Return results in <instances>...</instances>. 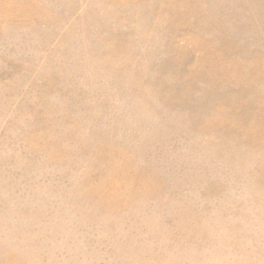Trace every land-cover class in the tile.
I'll use <instances>...</instances> for the list:
<instances>
[{
    "label": "rangeland",
    "instance_id": "rangeland-1",
    "mask_svg": "<svg viewBox=\"0 0 264 264\" xmlns=\"http://www.w3.org/2000/svg\"><path fill=\"white\" fill-rule=\"evenodd\" d=\"M0 264H264V0H0Z\"/></svg>",
    "mask_w": 264,
    "mask_h": 264
}]
</instances>
